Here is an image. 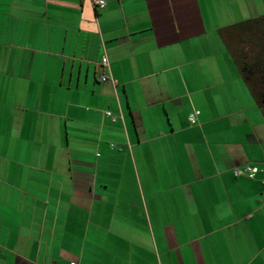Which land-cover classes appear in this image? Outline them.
I'll use <instances>...</instances> for the list:
<instances>
[{
  "label": "crops",
  "instance_id": "obj_1",
  "mask_svg": "<svg viewBox=\"0 0 264 264\" xmlns=\"http://www.w3.org/2000/svg\"><path fill=\"white\" fill-rule=\"evenodd\" d=\"M104 1L0 0V264H264V0Z\"/></svg>",
  "mask_w": 264,
  "mask_h": 264
},
{
  "label": "trees",
  "instance_id": "obj_2",
  "mask_svg": "<svg viewBox=\"0 0 264 264\" xmlns=\"http://www.w3.org/2000/svg\"><path fill=\"white\" fill-rule=\"evenodd\" d=\"M229 32V33H228ZM230 34V35H228ZM243 80L259 105L264 104V21L251 19L222 32Z\"/></svg>",
  "mask_w": 264,
  "mask_h": 264
},
{
  "label": "built area",
  "instance_id": "obj_3",
  "mask_svg": "<svg viewBox=\"0 0 264 264\" xmlns=\"http://www.w3.org/2000/svg\"><path fill=\"white\" fill-rule=\"evenodd\" d=\"M93 3H94V6L99 7V8H103L105 6L104 0H93ZM101 62L103 65H106L107 64L106 57H103L101 59ZM102 80H105V77H102ZM197 114L198 112L190 113L188 116L189 121L193 122ZM257 172H258V169L256 167L248 165V166H245L242 171H235L234 174L235 175L243 174L247 176L248 178L253 179L255 175L257 174Z\"/></svg>",
  "mask_w": 264,
  "mask_h": 264
}]
</instances>
